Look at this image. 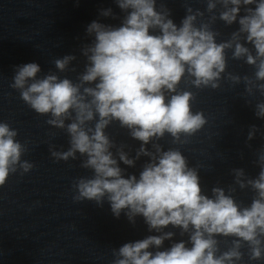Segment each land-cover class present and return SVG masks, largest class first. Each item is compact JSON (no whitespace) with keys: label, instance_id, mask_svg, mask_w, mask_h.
<instances>
[{"label":"clouds","instance_id":"9594fccd","mask_svg":"<svg viewBox=\"0 0 264 264\" xmlns=\"http://www.w3.org/2000/svg\"><path fill=\"white\" fill-rule=\"evenodd\" d=\"M114 2L124 13L118 26L98 20L86 26L91 42L80 47L83 71L73 65L76 55L53 61L58 73H77L75 80L51 70L41 76V66L31 62L14 66L9 84L31 110L49 117V126L67 134L66 150L49 144L51 157L80 159V167L91 171L73 181V201L98 207L107 201L115 218L123 213L135 225L142 217L148 231L157 233L114 248L112 264H244L245 256L264 261V146L254 162L260 169L255 178L232 168L233 184H217L209 195L201 185L203 165L190 166L180 148L165 150L159 143L168 135L171 144L186 145L208 123L202 111L192 110L196 94L182 83L216 90L227 79L243 83L249 96H264V0H201L204 10L182 0L186 14L179 26L165 0ZM100 16L117 19L111 8ZM217 20L238 28L218 42ZM229 51L233 60L252 66L254 75L227 72ZM254 114L264 119V101L255 104ZM114 122L140 142L134 156L106 131ZM258 132L256 125L249 127V147ZM18 135L0 120V187L35 167L22 159L28 142ZM142 157L148 159L138 176L121 167H135ZM237 187L254 193L250 204L236 200ZM169 227L187 239L174 240L177 233ZM165 241L172 243L165 248Z\"/></svg>","mask_w":264,"mask_h":264},{"label":"water","instance_id":"95a60500","mask_svg":"<svg viewBox=\"0 0 264 264\" xmlns=\"http://www.w3.org/2000/svg\"><path fill=\"white\" fill-rule=\"evenodd\" d=\"M165 2L171 9V18L179 26L186 14L182 0ZM190 2L194 9L206 8V3L201 0ZM108 8L117 19L100 16V10ZM123 15L114 0H0V120L18 130V140L28 142L29 151L22 159L35 165L23 176L19 172L10 176L0 187V264H112L114 248L157 234L148 231L142 217L136 218L135 225L123 213L115 218L107 201L103 207L92 201L74 202L73 181L81 176H91V171L80 167V159L57 162L51 157L49 144H55L58 150L63 146L66 150L67 134L49 126L46 123L49 117L31 110L20 99L19 93L9 87L14 66L31 62L41 66L42 76L50 70L57 72L55 59L73 54L78 58L73 62L77 73L83 71L85 61L80 55V47L91 42V38L86 37V26L93 20L118 26ZM213 27L221 33L217 37L219 42L228 39L238 24L227 27L217 20ZM227 55V72L254 75L252 66L243 60H233L231 51ZM77 73L57 72L61 77L73 80ZM220 83L221 87L216 90H198L182 83L181 88L196 94L192 110L202 111L208 123L190 137V143L186 145L171 144L168 135L159 141L165 150L180 148L190 166L203 165L199 175L201 185L209 195L217 184L225 189L233 184L232 168H244L249 177L255 178L260 169L254 162L260 147L264 146L261 136L264 119L254 114L255 104L264 101V96L259 92L249 96L243 83L233 85L227 79ZM251 125H256L261 132L248 141L249 147L246 139ZM106 131L117 144L128 145L125 151L135 155L140 142L133 140L127 129L114 122ZM147 159L142 157L135 167L122 163L121 167L126 168L127 174L138 176ZM253 195L250 189L237 187L235 198L248 205ZM168 230L176 231V241L187 239V236L180 237L178 229L169 227ZM219 239L223 241L224 238ZM171 243L165 241L164 247ZM225 247L222 242V250ZM244 264H264V261L249 262L245 256Z\"/></svg>","mask_w":264,"mask_h":264}]
</instances>
